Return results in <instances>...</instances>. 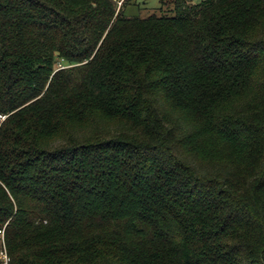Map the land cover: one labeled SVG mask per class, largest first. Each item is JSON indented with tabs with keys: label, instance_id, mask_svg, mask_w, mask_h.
I'll return each instance as SVG.
<instances>
[{
	"label": "trees",
	"instance_id": "obj_1",
	"mask_svg": "<svg viewBox=\"0 0 264 264\" xmlns=\"http://www.w3.org/2000/svg\"><path fill=\"white\" fill-rule=\"evenodd\" d=\"M174 5L0 0L10 264H264V0Z\"/></svg>",
	"mask_w": 264,
	"mask_h": 264
},
{
	"label": "rangeland",
	"instance_id": "obj_2",
	"mask_svg": "<svg viewBox=\"0 0 264 264\" xmlns=\"http://www.w3.org/2000/svg\"><path fill=\"white\" fill-rule=\"evenodd\" d=\"M115 1L118 4V9H120V7L122 8L123 6L125 15L127 17H139L144 19L152 15L161 16L165 14L169 17L174 16V8H175L174 3L176 0H164V2H162V0H115ZM203 1L206 0H188V3L196 5L202 3ZM0 248H1V240H0Z\"/></svg>",
	"mask_w": 264,
	"mask_h": 264
},
{
	"label": "built area",
	"instance_id": "obj_3",
	"mask_svg": "<svg viewBox=\"0 0 264 264\" xmlns=\"http://www.w3.org/2000/svg\"><path fill=\"white\" fill-rule=\"evenodd\" d=\"M5 119H6V116H0V123H2ZM0 240H1L0 264H10V257L8 255L7 248H6L4 230L0 231Z\"/></svg>",
	"mask_w": 264,
	"mask_h": 264
},
{
	"label": "water",
	"instance_id": "obj_4",
	"mask_svg": "<svg viewBox=\"0 0 264 264\" xmlns=\"http://www.w3.org/2000/svg\"><path fill=\"white\" fill-rule=\"evenodd\" d=\"M57 55H59V53H56Z\"/></svg>",
	"mask_w": 264,
	"mask_h": 264
}]
</instances>
